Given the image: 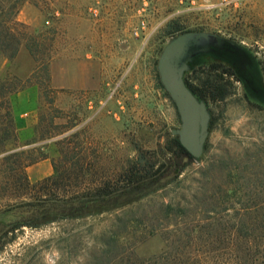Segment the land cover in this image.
Listing matches in <instances>:
<instances>
[{"label": "rangeland", "instance_id": "obj_1", "mask_svg": "<svg viewBox=\"0 0 264 264\" xmlns=\"http://www.w3.org/2000/svg\"><path fill=\"white\" fill-rule=\"evenodd\" d=\"M16 21L22 46L13 61L0 55V78L23 84L35 75L12 98L18 146L54 160L63 181L78 175L79 201L109 185L119 192L84 209L10 201L5 192L19 176L0 156V264H142L173 243L180 253L170 264H230L228 243L204 241L246 234L260 239L249 262L264 264V0H26ZM187 34L244 50L257 80L252 90L219 70L226 92L195 97L206 117L197 159L179 150L180 116L158 72L164 50ZM215 61L191 56L186 88H201L208 71L194 75L195 67ZM57 132L73 143L68 160L78 146L79 168L41 141ZM132 167L140 181L124 190L118 177Z\"/></svg>", "mask_w": 264, "mask_h": 264}, {"label": "trees", "instance_id": "obj_2", "mask_svg": "<svg viewBox=\"0 0 264 264\" xmlns=\"http://www.w3.org/2000/svg\"><path fill=\"white\" fill-rule=\"evenodd\" d=\"M26 0H0V55L7 57L9 61H13L19 53L20 47L22 46V39L19 29H23L24 26L19 24L16 21V16L18 13L19 6L22 2ZM26 35V34H24ZM34 45L37 46V44ZM25 49L33 56L34 52L31 51L27 46H24ZM45 70L47 65L45 64ZM212 71V69H211ZM35 79V75L32 76L30 80H27L22 84L19 80L15 78H0V156L2 157L1 167H4L5 172L11 176L15 173H18V178L13 181L12 188L8 192H5L4 197H8L10 201H18L29 196V199H32L38 203H48L49 201L53 203H62L69 204L72 202H78L77 204L82 205V209L90 203H94L97 200V197H111L115 192H119L112 189V186L109 185L106 191H97L95 192V196L90 198L91 200L79 201L80 197L77 190L80 188V178L76 175L75 178H68L63 181L60 178L59 170H57L56 163L54 160L47 157V155L39 154L36 158H29L30 154H34V150L32 149L30 152H25L19 144V133L16 127V117L14 116V110L12 106V98L22 92H24L27 88L31 86V80ZM222 77L219 76L217 72H208L207 78L204 82H202V87L199 89L188 88L190 93L199 99L201 97H205V94H212L215 96L216 94H223L226 92L229 87L228 83L222 82ZM43 86L49 85V78L47 72H45L43 78ZM203 94V95H202ZM51 104V102H48ZM54 119L48 121L47 126L53 127L55 129L56 126L53 124ZM57 130V128H56ZM64 132H57L54 135L49 133H44L41 141L49 142L54 141V145L59 150V156L66 163H71L74 168H79L80 160L77 154L74 152L77 150L76 145L73 148V156L68 160L63 151L71 145L72 142L68 141L64 138ZM30 146V144H27ZM179 150L186 157L191 158L187 152L181 147L180 143L177 142ZM12 146V149L8 150V147ZM52 165L53 173L51 177L45 178L35 184H31L28 181V177L26 174V170L29 167H32L42 161L49 160ZM136 167L129 168L124 170L122 174L118 177V183L124 184L125 188L137 184L140 181V176L137 174L135 170ZM72 179V180H70ZM73 188L75 192L73 194H69L68 189ZM118 188V187H117ZM119 189V188H118ZM101 193V194H100ZM212 205V204H211ZM214 206V205H213ZM212 206V207H213ZM80 209L75 210L77 213ZM254 224V223H253ZM220 225L211 224L209 226L210 229L216 231ZM249 228V225L247 224ZM260 241L259 238L246 234L243 237L230 236L229 239L213 236L211 238L206 239L204 242L209 243L210 246H218L222 245L224 242L228 243L229 250L227 255L228 261L230 264H237V256L234 254L233 248L238 246L242 253L244 254V258L242 257L240 261L243 264H255V261L249 262V258L251 256L250 252L255 247V244H258ZM254 245V246H253ZM172 246V251L170 250ZM176 243L168 244L167 250L162 253L158 257H153L151 259H147L142 262V264H170L176 260V256L179 255V251H177ZM256 252V249H255Z\"/></svg>", "mask_w": 264, "mask_h": 264}, {"label": "water", "instance_id": "obj_3", "mask_svg": "<svg viewBox=\"0 0 264 264\" xmlns=\"http://www.w3.org/2000/svg\"><path fill=\"white\" fill-rule=\"evenodd\" d=\"M211 40L208 36L201 34L180 36L164 50L158 63L161 83L180 116L179 143L193 159L199 158L203 152L206 117L203 106L184 85L182 73L195 47Z\"/></svg>", "mask_w": 264, "mask_h": 264}, {"label": "flooded vegetation", "instance_id": "obj_4", "mask_svg": "<svg viewBox=\"0 0 264 264\" xmlns=\"http://www.w3.org/2000/svg\"><path fill=\"white\" fill-rule=\"evenodd\" d=\"M205 55L215 58L216 61L211 62L207 67L197 64L195 70L197 71L198 68L199 70L194 75H202L206 71L217 72L221 70L225 72L222 76L226 79L232 80L236 78L245 86L255 90L254 86L257 80L254 76L253 62L248 58L244 50L235 48L231 43H225L221 40H211V42L195 47L192 60L196 61L197 58ZM224 65H228V67L225 68ZM222 82L227 83L226 80H222Z\"/></svg>", "mask_w": 264, "mask_h": 264}, {"label": "crops", "instance_id": "obj_5", "mask_svg": "<svg viewBox=\"0 0 264 264\" xmlns=\"http://www.w3.org/2000/svg\"><path fill=\"white\" fill-rule=\"evenodd\" d=\"M26 171L30 182H37L53 175L52 165L49 160L42 161L29 167Z\"/></svg>", "mask_w": 264, "mask_h": 264}]
</instances>
